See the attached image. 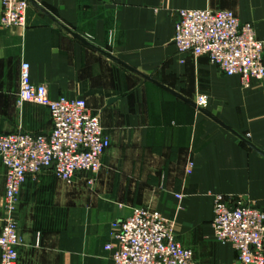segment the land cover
Masks as SVG:
<instances>
[{
  "label": "crops",
  "instance_id": "0c3cea01",
  "mask_svg": "<svg viewBox=\"0 0 264 264\" xmlns=\"http://www.w3.org/2000/svg\"><path fill=\"white\" fill-rule=\"evenodd\" d=\"M34 1L26 27L0 23V136L52 130L47 106L18 104L28 62L51 98L86 99L111 146L93 183L80 173L67 184L51 170L27 178L16 264H114L112 226L136 207L174 220L197 264H236L232 245L214 236L215 197L264 208V79L245 87L207 57L178 55L173 39L179 10L211 9L251 22L264 42V0ZM5 194L0 159V216Z\"/></svg>",
  "mask_w": 264,
  "mask_h": 264
},
{
  "label": "built area",
  "instance_id": "2783aa9c",
  "mask_svg": "<svg viewBox=\"0 0 264 264\" xmlns=\"http://www.w3.org/2000/svg\"><path fill=\"white\" fill-rule=\"evenodd\" d=\"M29 0H2L0 23L26 27ZM178 55L207 57L226 75H238L243 86L264 79V42L251 22H243L230 10L181 9L173 39ZM47 106L53 127L47 135L24 131L0 136V159L5 167L6 194L0 216V262L16 264L22 238L14 217L27 178L51 170L67 184L78 174L91 175L103 167L111 143L100 116L85 98H51L44 84H35L31 65L23 62L18 104ZM196 105L205 108L208 97L199 95ZM194 163H187L191 174ZM177 197H181L177 195ZM214 236L237 253L236 264H264V208L242 199L215 197ZM114 264H197L193 249L177 238L175 221L155 209L136 207L131 215L114 222L106 244Z\"/></svg>",
  "mask_w": 264,
  "mask_h": 264
},
{
  "label": "water",
  "instance_id": "95a60500",
  "mask_svg": "<svg viewBox=\"0 0 264 264\" xmlns=\"http://www.w3.org/2000/svg\"><path fill=\"white\" fill-rule=\"evenodd\" d=\"M29 1H31V2H33L34 4H36V2L34 1V0H29ZM48 16H50V18L53 20V21H55V22H57L58 24H60L64 29H66L67 31H69V32H71L75 37H77V38H79L80 40H82V41H85L86 42V40L82 37V36H80L79 34H77V33H74V32H72L70 29H68L67 27H65L61 22H59L55 17H53V16H51L49 13H47L46 11H44ZM149 78V77H148ZM178 95V94H177Z\"/></svg>",
  "mask_w": 264,
  "mask_h": 264
},
{
  "label": "rangeland",
  "instance_id": "374dc122",
  "mask_svg": "<svg viewBox=\"0 0 264 264\" xmlns=\"http://www.w3.org/2000/svg\"><path fill=\"white\" fill-rule=\"evenodd\" d=\"M202 95V94H201ZM204 95V94H203ZM73 184V183H72ZM176 227V226H175Z\"/></svg>",
  "mask_w": 264,
  "mask_h": 264
}]
</instances>
